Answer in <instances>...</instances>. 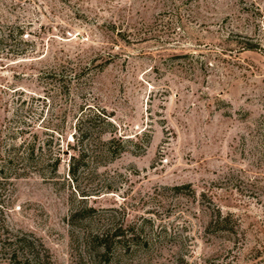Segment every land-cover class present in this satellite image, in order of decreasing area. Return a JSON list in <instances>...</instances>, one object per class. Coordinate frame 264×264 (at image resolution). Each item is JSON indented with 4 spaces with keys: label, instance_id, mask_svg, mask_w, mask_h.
<instances>
[{
    "label": "rangeland",
    "instance_id": "obj_1",
    "mask_svg": "<svg viewBox=\"0 0 264 264\" xmlns=\"http://www.w3.org/2000/svg\"><path fill=\"white\" fill-rule=\"evenodd\" d=\"M87 107L117 133L73 175ZM0 129L69 148L0 187L54 264L115 227L123 264H264V0H0Z\"/></svg>",
    "mask_w": 264,
    "mask_h": 264
},
{
    "label": "trees",
    "instance_id": "obj_2",
    "mask_svg": "<svg viewBox=\"0 0 264 264\" xmlns=\"http://www.w3.org/2000/svg\"><path fill=\"white\" fill-rule=\"evenodd\" d=\"M22 33V31H20ZM253 48V47H250ZM82 108L80 116L75 123V133L73 141L80 143L81 147H73L68 142V147L76 152L70 154V172L74 175L79 169V162L83 160L86 140H89L91 132L97 122L112 128L109 130L113 135L117 133V128L110 115L102 110L94 113H87L89 110ZM1 131V129H0ZM105 131V129H104ZM29 131L20 129L19 135L13 137V141L5 143L0 135V187L12 185L13 181L25 177L31 172L49 170L56 172L61 161L62 154L70 153L68 149H61L49 157L37 154L38 149H42L38 143L36 134L32 137H25ZM114 137L110 140L113 141ZM48 144L43 142V144ZM42 151V150H41ZM40 151V152H41ZM78 151V152H77ZM3 211L0 209V260L1 264H54L52 254L45 243L31 232L16 230L4 222ZM2 217V218H1ZM121 227L108 229L104 233H89L83 237L79 252L80 264H123V258L119 248L127 245V240L117 238L121 236ZM125 241V242H124Z\"/></svg>",
    "mask_w": 264,
    "mask_h": 264
}]
</instances>
